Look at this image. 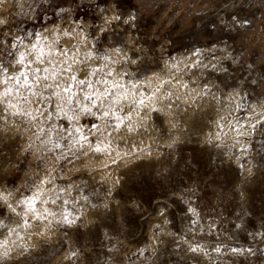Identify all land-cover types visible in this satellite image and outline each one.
I'll return each mask as SVG.
<instances>
[{
	"label": "rangeland",
	"instance_id": "1",
	"mask_svg": "<svg viewBox=\"0 0 264 264\" xmlns=\"http://www.w3.org/2000/svg\"><path fill=\"white\" fill-rule=\"evenodd\" d=\"M57 4L68 8L69 12L57 15ZM6 5L3 13L8 24L0 31L9 33L5 39L17 33H28L25 37L28 41L47 24L62 22L66 26L70 18L89 21L88 33L97 36L103 15L99 9L111 7L104 0H80L79 4L73 0H19V3L10 0ZM129 12L135 15L134 21L114 22L108 32L100 33L93 41L98 56L104 54L106 44L110 46L123 40L124 48L129 41H134L138 48L133 47L131 54L140 59L137 65L127 64L131 69L145 66L150 71L156 67L161 69V60L166 55L172 57L177 52L214 45L211 52L207 50L202 56L206 60L208 56L218 57L219 65L211 63L199 81L205 87L204 79L210 77L215 84L211 88H215L219 98L213 95L214 104L211 102L206 107L198 101L197 105L187 102L182 107L181 100L166 99L173 104L172 111L177 113L174 119L183 128L171 129L162 114L152 112L153 117L150 116L140 131L152 136L154 144L157 143L155 147L162 149L161 155L133 158L134 161L131 158L130 163H121V167L117 166L120 168L117 181L101 179L99 169L86 163L87 158L94 160V155L76 160L73 164L78 167L70 177L57 178L64 183L80 181L72 188L73 196L58 191L57 206L51 202L48 206L54 208L58 219L61 213L71 214L70 218L79 216V227L61 224L56 227L59 231L55 229V236L48 237L50 240L41 235L44 240L38 238L36 245H26L30 251L24 256L15 252L2 264H264V158L258 154L264 135L260 134L258 126L256 133L247 139L249 150L241 152L245 137L242 136L245 142L239 147L236 137H225L222 122L214 116L223 89L235 88L241 93L240 114L243 115L247 112L246 105L264 100V0H239V3L235 0H125L122 19H127ZM236 13L238 21L247 23L231 21L229 17ZM118 58L120 64L126 63L123 56ZM220 67L227 71H220ZM142 76L138 73L134 78ZM83 118L85 124L98 123L93 117ZM66 121L60 120L65 130L71 126ZM147 125L150 129L145 131ZM24 127L22 124L21 132ZM24 138L25 135L11 137L13 160L19 163L11 169L5 165L6 171L0 178L3 191L19 186L18 191H13L12 199L22 192L27 194L30 185H20V182L35 178L31 169H38V160L24 151ZM165 139L170 143H164ZM44 155L43 151L37 156L44 160ZM66 163L57 161L64 170L71 165ZM242 163L246 169L239 167ZM42 166L38 170L43 169L45 174L47 169ZM248 167L254 175L248 174ZM25 171L32 173L28 175ZM238 189L244 191L243 197ZM132 197L137 198L140 208H134L129 202ZM64 200L68 203H62ZM104 204L108 207H103ZM188 207L195 208L198 215L186 212L184 209ZM11 215L0 206V219L5 224L14 220L15 216ZM151 228L157 235L153 243L149 238ZM5 229H0V236L6 233ZM195 244H199L205 254L190 251L189 246L195 247ZM234 248L241 251L233 252ZM72 249L80 252L75 260L67 255Z\"/></svg>",
	"mask_w": 264,
	"mask_h": 264
},
{
	"label": "snow or ice",
	"instance_id": "2",
	"mask_svg": "<svg viewBox=\"0 0 264 264\" xmlns=\"http://www.w3.org/2000/svg\"><path fill=\"white\" fill-rule=\"evenodd\" d=\"M74 3L79 4L80 0H73ZM125 0H104L105 4H110L111 7L100 8L99 11L103 14L100 19L102 23L98 26V33H106L114 22L121 21L123 23L129 24L136 19L132 12L128 13L127 19H122L123 4ZM239 3V0H235ZM8 3V0H0V9H3L4 5ZM19 3V0H17ZM58 8L57 15L66 14L69 9L56 5ZM238 13L233 14L229 19L236 23H247V21H238ZM8 24V19L0 11V28L5 27ZM73 25L60 30L58 28L52 29V32L62 31L63 36L71 37L73 33H76L81 37V42L78 45L73 46L71 55L61 49L59 52L52 50L51 44L48 43L47 37L43 33H34L32 35L37 36V42L28 48L24 45V39L28 36V33H22L19 36L12 35L10 39H5L9 35L7 31H0V86L4 87L3 92H0V178H2L3 173L6 171L5 165L9 169L15 168L19 163L13 160V146L11 144V137L13 135L20 137L31 133L28 137V143L24 151L27 156H32L34 154V147H40L45 154L48 151L60 150L57 155V160L67 161L68 164H73L76 160H80L82 157L88 156L90 152H95L107 156L111 160V164L130 163V153H121L116 151L115 156H113L112 144L115 137L113 133H119L121 130L125 133L138 132L140 128L143 127L142 122L147 119L152 112L161 113L169 117V122L174 124V117L177 113L172 111L173 104L170 102L167 105L168 111L165 112L162 101L168 99L171 101L172 93L169 89L164 88V85L172 83L171 80H163L158 83L155 89L146 93L145 95H138L133 89L139 87L135 82L132 83L131 87H127L125 84H121L118 80H113L109 85L107 78L113 76H128L131 79L133 76L143 74L144 80L151 83L153 80H159V75L154 71L150 74L149 69L145 66H140L138 68H133L131 72L126 69H115L112 64H120V55L124 56L126 63L131 65H137L140 57H128L127 53L123 48V40H118L116 43L109 46V51H105L102 56H97L96 52L90 50L87 41L92 39L95 41L98 36H92L86 29L89 24L86 20H80L77 18ZM41 41L44 42L45 46H40ZM52 43H56L53 41ZM18 46H24L27 49V54L25 52L18 53L19 59H16L17 53L16 49ZM92 47H95L93 43ZM47 48V51H46ZM83 53L84 57L89 60L100 59L105 61V68L94 70L91 75L97 76L98 72H103L104 79L98 80L97 83L104 85L103 90L99 88H93L92 82H88L89 88H93L92 92L87 95L73 92V82L74 83H84L83 80H77V77L73 74L68 77L67 83H61L57 81V76H61L63 73H71L73 71V63H79V54ZM115 54V55H114ZM59 56L62 59L58 61L61 65L59 69L53 66V57ZM31 57V60H29ZM15 61V63L29 69L20 73L19 76L12 77V84L14 87H8L9 85V65ZM71 61V62H69ZM38 65L36 68H32V64ZM47 64L49 67H39V65ZM67 64V67L63 65ZM174 68H178L179 65L173 62ZM249 67H252L251 65ZM220 71L226 72L227 69H219ZM53 81V83H46L47 81ZM20 86L26 90L28 95L21 96L17 90ZM48 95H44L45 90H49ZM120 90V91H117ZM210 91V89H209ZM166 94V95H165ZM36 99V103L42 105V107H32L33 101L29 97ZM79 97V99H75ZM15 100V102H14ZM89 101L90 103H83L82 101ZM23 101L28 107H24L21 104ZM76 103L78 107L72 108L70 106ZM127 102L129 111L124 112L122 105ZM187 103V101H185ZM160 105V106H158ZM54 107L55 116L57 118L69 119L75 122V126L68 136L62 135L66 131L63 126L59 128L53 122V112H49V108ZM261 111L257 114L258 117H264V103L260 105ZM187 111V109H186ZM71 113V115H69ZM133 114L141 122L139 127H137V121L133 120ZM81 116H90L94 118V121H102L103 124L93 122L91 126L87 127V132L84 130V126L79 125ZM13 117H18L20 119L14 120ZM222 120L226 117H221ZM251 122L246 127L248 130L245 132V125H229L230 129H234L237 136L245 137L246 143L241 148V152H247V139L253 136L259 126V131L261 135H264V119H258L249 117ZM193 122L195 120L193 118ZM23 124L24 131H20V125ZM237 124L239 122L237 121ZM145 131L147 129H144ZM74 133V134H73ZM95 136V140L92 137ZM36 141H39V145H36ZM212 141H209L211 143ZM239 143V140L236 141ZM175 143V140L172 142ZM261 149L258 154L264 158V141L260 142ZM51 145V147H49ZM171 147V145H169ZM150 149H138L137 158L140 154L148 153L150 154ZM117 157L119 159H117ZM38 160L37 167L39 168L43 164V158L37 156ZM250 163V161H246ZM87 165H85L86 167ZM105 167H109L108 163H105ZM241 169L245 168V164H240ZM43 170V169H42ZM61 171L64 169L61 168ZM51 169L45 170V176L39 180V183L35 179L29 180L27 183L30 187L26 190L27 195L23 192L19 197H15L14 200L9 198L13 196V191H18L19 186L16 189L10 191H0V206H4L7 211L11 212L13 216L19 217V220L10 224H5L3 219H0V229L7 228L8 231L5 234L6 238L13 234L19 235L20 231H28L30 229H40L39 235H52L55 229L59 225H65L66 227H79L77 221L80 220L79 216L71 217L68 213H61L60 219H56L57 213L53 212L49 208L38 207V205H44L46 203H56V199L59 198V193L56 198H51L46 195L44 187L47 184L52 183L51 180ZM248 174L250 176L254 175L251 168H248ZM133 177H129L131 181ZM135 185L133 184V188ZM35 188V191L32 189ZM240 195L243 197L244 191L238 189ZM63 191V190H61ZM87 201V197L84 198ZM129 202L134 208H140L141 205L137 203V198H130ZM181 202L183 198H181ZM62 203L67 204L68 201L64 200ZM95 206V205H93ZM107 208L106 204L102 205ZM186 212H191L193 215H198L195 208L188 207L184 209ZM160 214L163 215V210H160ZM32 220L36 223L33 224ZM47 221V224H45ZM190 251L196 253L202 251L199 246H189ZM30 251L27 246L20 245L19 250L16 255L24 256L26 252ZM217 252L220 251L219 248L216 249ZM233 252L241 251L238 249H232ZM250 251V250H249ZM12 255V250L8 247L7 239L0 241V264L3 260ZM68 258L75 260L80 252L78 249H72L68 252Z\"/></svg>",
	"mask_w": 264,
	"mask_h": 264
},
{
	"label": "bare ground",
	"instance_id": "3",
	"mask_svg": "<svg viewBox=\"0 0 264 264\" xmlns=\"http://www.w3.org/2000/svg\"><path fill=\"white\" fill-rule=\"evenodd\" d=\"M9 1L10 0H8V3H9ZM6 8H7V5H4L3 9H0V11H2V13H3V10H5ZM3 15H4V13H3ZM70 21L71 22L68 25H66V26H63L62 22H59L57 25H51V24L48 25L47 24L46 27H42L40 30L37 31V33H43L44 36L47 37L48 43L51 44V47H52V50L53 51L59 52L61 49H63L65 52H68V54L71 55V51L73 50V46L74 45H78L81 42V37L79 35H77L76 33H73L71 37H65V36H63L62 31H60V32H52L51 31L52 29H56V28H58L60 30H63L64 28L68 27L69 25H73V27H74L75 26L74 25V21L75 20H73L72 18H70ZM88 24H89V21H88ZM107 27L109 28L110 26H107ZM86 31L88 32V28L86 29ZM99 34L100 33H98V35ZM19 35L20 34L17 33V36H19ZM130 38H131V36H130ZM37 39H38L37 36H35L30 41L24 39V45H27L28 48H31V45L32 44H35L37 42ZM53 41H56V43H52ZM93 43L94 42H93L92 39H89L87 41V44L89 45L90 50L96 52L95 49L92 47ZM133 43H134V41L133 42L129 41L128 46H125L124 47V51L127 53L128 57H133L132 54H131V49L133 47H135L136 49L138 48V46L134 45L135 43L134 44ZM40 46H45L43 41H41ZM105 49H106V51H109L110 50L109 49V46L107 44H106ZM213 49H214V45H212L211 47H204V46L203 47H200L199 46L197 48H193L191 50H187V51H184V52H177L172 57H168L166 55L161 60V63L163 65V67L161 69H159L158 67H156V68H151V70L149 71L150 74L154 71L155 73H157L159 75V78H160L159 80H153L151 83H148L147 81H145L143 76L142 77H139V78H136V79L134 78V76L131 79L127 78V76H122V77H120V76H113V77H109L107 79L109 81V85L111 84V82L113 80H118L121 84H125L129 88L131 87L132 83L135 82L136 84L139 85V87L137 89H133V90L136 91L138 95H145L146 93L152 91L153 89H155V87L157 86V84L158 83H161L163 80H171L172 83L164 85V88H167V89H169L171 91V93L173 95L172 98L174 97L176 100L177 99L181 100L182 107H183L185 101H187L190 105H197L195 103L198 101V103H201L204 107H206L211 102H213V104H214L213 95L215 97H218L219 96V93L215 90V88H211V85L214 84V82L212 81V79L210 77L208 79L207 78L204 79V81H205V87L206 86L207 87H210V91L209 90H205L204 85H202V83L199 81V79L202 76V73L205 72L206 68L209 65H211V63L212 64L215 63V65H216L220 61L219 58L216 57V56L215 57L208 56L209 58L207 60L202 56L204 53H206L205 51L209 50L211 52V50H213ZM46 51H47V48H46ZM20 52H25L27 54V49L24 46H18L17 49H16V53H17L16 59H19L18 53H20ZM120 56H123V55H120ZM206 58H207V56H206ZM60 59H62V58L59 57V56H54L53 57V66H56L57 69H59L61 67V65L58 64V61ZM78 59H79L80 62L79 63H73V65H72L73 71L71 73H63L61 76H57V81L61 82L62 84L63 83H67V82H69L68 81V77L74 74L77 77V80H83L84 83L81 84V83H74L73 82V84H74L73 89H72L73 92L80 93V94H83V95H87L89 92H92L93 91V88H99V89L103 90V87H105V86L104 85H100V84L97 83L98 80L104 79L103 72H98L97 76H92L91 73L94 70H96V69H103V71H107V69L105 68V63L106 62L105 61H102V60H100L98 58L97 59H94V60L86 59L84 57V55H83L82 52L79 54ZM121 59H123V58H121ZM29 60H31V57H29ZM69 62H71V61H69ZM173 62L178 63L179 67L178 68H174L172 66L173 65ZM37 66L38 65H36L35 63L32 64V68L33 69L36 68ZM111 66L113 68L117 69V70L123 68V69H126L129 72L132 71V69L130 68V64H127V63H123V64L122 63L121 64H112ZM39 67H41V68H43V67H49L50 70H51V66H49L47 64L39 65ZM63 67H67V64L63 65ZM221 68L222 67H220V69ZM26 71H30V70L29 69H26L25 67H23V66L15 63V61H13L9 65V85H8V87H14V85L12 84V79H11L12 77L19 76L20 73H23V72H26ZM217 71H219V70H217ZM89 81L92 82L93 88H89V86H88V82ZM46 83H53V81L49 80ZM3 90H4V87L3 86H0V92H3ZM17 90L19 91V93H20L21 96L28 95V93L23 88V86H20ZM49 91H50V89L49 90H45L44 91V95L47 96ZM117 91H120V90H117ZM221 96H222L221 99H218L219 97L217 98L219 100V102L217 100V102L219 103V106H218L219 108L216 106L218 108V110H217V112L215 113L214 116H215V118H216L217 121L220 120V122H222V125L224 126L223 128H225V130H224L225 131V133H224L225 134V137L226 138L229 137L231 139L233 137H236L239 140V143H237V145L238 146L239 145L242 146L243 145V142H245V140L243 139L242 136H237V133L235 132V130L234 129H230L229 128V125L230 124L231 125H234V126L245 125L244 131L246 132L248 130V128L246 126L249 125L251 122H254V120L253 121H250L249 120V117L258 118V119H262L263 118V117H258L257 114L261 111L260 105L262 103H264V100L263 99H260L258 101H253L250 105H246L247 112H246V115H243V114H240L242 112V107H243V104H242V95H241V93L238 90H236L235 88H230L229 90L223 89V95L221 94ZM29 98L33 101V104H32V107L33 108H35V107H42V105L36 103V99L35 98H33L31 96ZM75 99H79V97L74 98V100ZM167 100L164 99L162 101V104L164 106L165 112L168 111L167 105L170 103L169 101L167 102ZM14 102H15V100H14ZM82 102L83 103H90L89 101H86V100H84ZM21 104L24 107H28V105L25 104L23 101H21ZM158 106H160V105H158ZM68 107L76 108V107H78V105L74 102L70 106L66 105V109ZM122 107L124 108V112H128L129 111L128 106H127V102H125L122 105ZM182 107H181V109H182ZM48 110H49V112H53V122L57 125V127L59 128L60 126H62V124L60 123V120L63 119V118H57L55 116V109H54V107H50ZM69 115H71V113H69ZM152 115L150 113L149 117L147 119H145L142 122V124L145 123V125H146V122H148V119H150V116H152ZM162 115H163V118H164L165 122L169 125L168 127H170L171 129L174 130L176 128H183V126L182 127H180L181 125L179 126V124L177 123V120L176 119H174L175 126H173V123H170L169 122V117L166 116V115H164V114H162ZM160 116H161V113H160ZM221 117H226V119L222 120ZM66 120L71 123V126H70V128L66 129V131H64L62 133V135H64V136H68V134L72 132V130H73L74 126H75V122L74 121L69 120V119H66ZM133 120L134 121H137V125L136 126L139 127V124L141 122L138 120V118L135 116V114H133ZM178 120H180V118ZM237 121L239 122V124H237ZM98 123L103 124L102 121H98ZM79 125L84 126L85 132H87V127L91 126L89 123H86L85 124V121H84L83 116H81V119L79 121ZM149 126H151V125H149ZM219 126H221V125H219ZM21 127H22V124L20 125V130H21ZM68 127H69V125H68ZM147 127H148V125H147ZM147 127H145V129H150V127H148V128ZM140 130H141V128H140ZM140 130L138 132H133V133H125V132H123V130H121V132H119V133H113V136L115 137V139L113 140V144H112L113 156H115L116 151H119L121 153L129 152L130 155H133L132 157H130V159L132 158V161H134L133 158H135V160H136L139 157H141V158L143 157L144 158L145 156L147 157V156H151L153 154L154 155L155 154L156 155H159L160 152L162 151V149L159 151L155 147V144H157V143L154 144V141L151 138L152 136L149 137L150 135L149 136L143 135L142 134L143 132H141ZM214 131H216V130H213V132ZM217 131H218V129H217ZM151 132H152V130H151ZM219 133H220V131H219ZM212 135H213V133H212ZM29 136H31V133L30 132L27 133V135H25L24 145L22 144L24 149L27 146L28 137ZM215 137H216V135H215ZM174 138H176V137L174 136ZM92 139L95 140V136H93ZM206 139H207V137H206ZM218 139H219V137H218ZM233 141H234V139H233ZM168 142H169V139H165L164 140V143H168ZM36 145H39V144H37V142H36ZM138 149H150L151 152H150V154H148V153L140 154L139 157L137 158V150ZM56 151L55 150L49 151L47 154L44 155L45 158L43 160V166L42 167L44 169H51L52 170L51 171V175H52L51 180H52V183L45 185L44 191H45L46 195L49 196V197H51V198H55L56 193L58 191H61V190L65 191L66 194L69 197H71V196H73L72 194L74 193L73 192L74 190L72 191V188L77 184V182L75 180L74 181H70L68 183H66V181H65V183L64 182H58L59 180L57 181V178L70 177L69 175H71L72 173H74V171L76 170V168L78 166L75 165V164L68 165L67 168H66V170H64L65 172L64 171L62 172L60 170V164L61 163L59 165L57 164V161L58 160L56 159V157H57V155L59 153L56 152ZM42 153H43V151L41 150L40 147H34V154L32 156H34L36 158L37 155L42 154ZM90 154L91 155H94V158H93L94 160H92V158H89V159L87 158V162L86 163L87 164H90V166H92L94 168L95 167L98 168L99 169V175L101 176V179H102V177L103 178H106L107 180H109L107 182L117 181L119 179V176H120L119 175V172H118V169H120L119 167H121L120 166L121 163L124 164V165L127 164V163L121 162L119 164V167L117 168L118 165L117 164H111V160H110L109 157L104 156V155H101V154H97L95 152H90L88 154L90 157H91ZM85 157H88V156H85ZM82 158H84V157H82ZM32 159H33V157H32ZM117 159H119V158L117 157ZM105 163H108L110 166L109 167H105L104 166ZM62 167L65 168L64 166H62ZM91 168H88V169H91ZM38 169L36 167H33L31 169V170H33V174L35 176V178H32V179H35L37 181V183H39V180L42 177L45 176V174L42 172V169L41 170H38ZM246 171H248V170H246ZM77 172H79V169H78ZM26 173H24V174H26ZM30 173H32V172H30ZM30 173L28 172V175ZM28 175H26V176H28ZM25 179H27V178H25ZM25 179L22 180V181L20 179V181H21V182L19 181L20 182V185L27 183ZM61 180L62 179H60V181ZM79 183H80V181L78 182L77 185H79ZM3 186H5V185H3ZM1 188H3V187H1ZM32 190L35 191V188H33ZM0 191H3V190L0 189ZM4 191H6V190H4ZM16 194H17V192H16ZM18 195H21V193L18 194ZM76 195L77 194L75 193V196ZM78 195L81 196V194H79V193H78ZM63 196H62V198H63ZM68 196H66V197H68ZM10 198H9L10 200H14V199H12V197H10ZM73 200H75V198ZM51 204L52 205H56V203H54V204L51 203ZM38 207L49 208L48 203H46L44 205H38ZM49 209H51L54 212V208L50 207ZM56 219H58V217H56ZM18 220H19V217H14V220L11 223L16 222ZM32 223L35 224L36 221L35 220H32ZM45 224H47V221H45ZM6 230L8 231V229H5V231ZM56 230H55L54 234L56 233ZM5 231H3V232H5ZM7 231H6V233H7ZM40 231H41L40 229L33 228V229L28 230V231H20L19 232V235L13 234V235H11L10 237H7V238H6V235H5L6 233H5V234H2L0 236V241H4V240L7 239L8 247L12 250V254H13V253H15V252H17L19 250V246L20 245H25V246L26 245H29V244H35L36 245L37 244V241L40 240L38 238H41L42 236L43 237L45 236L47 238L50 237V236H55L54 234H52V235L45 234V235H42L41 236V235L38 234V232H40ZM57 231H59V230H57ZM58 236H59V234H58ZM156 236H157L156 235V232H154L153 228H151L150 229V233H149V238H150L151 243H153L154 240H156ZM42 239L43 238H41V241H42ZM41 243L42 242H40V244ZM196 246H199V248H200V245L199 244L196 245ZM200 249H202V248H200ZM201 253L202 254H205L203 250H202ZM57 257H58V259L61 258V257L59 258V256H57Z\"/></svg>",
	"mask_w": 264,
	"mask_h": 264
}]
</instances>
